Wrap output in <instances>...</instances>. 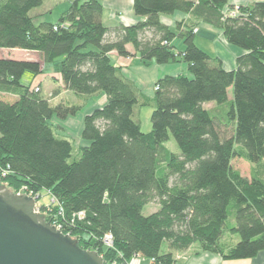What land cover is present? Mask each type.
I'll return each mask as SVG.
<instances>
[{"label":"trees","instance_id":"1","mask_svg":"<svg viewBox=\"0 0 264 264\" xmlns=\"http://www.w3.org/2000/svg\"><path fill=\"white\" fill-rule=\"evenodd\" d=\"M132 1L144 21L105 27L100 0H74L57 22L37 26L31 11L43 0H0V50L38 59L0 58V169L10 172L0 183L13 193L23 186L46 191L63 207V234L105 264L135 256L173 264L174 253L193 245L224 261L251 259L264 250V180L241 176L231 162L238 157L264 169V2L225 13L228 0ZM175 12L193 21L171 31L160 17ZM196 22L220 30L243 52L234 70L195 45ZM111 53L137 55L144 66L183 62L188 73L160 78L148 98L122 76ZM46 64L77 97L74 105L54 104L39 85L22 84L25 73L37 77ZM8 94L17 98L2 96ZM98 94L106 102L84 117L81 139L89 144L73 159L72 143L58 138L50 121L76 116ZM146 106L153 109L149 133L138 118ZM230 126L226 137L220 128ZM170 137L178 154L164 145ZM150 203L158 210L143 216ZM78 213L84 218L67 226ZM107 234L110 248L102 241Z\"/></svg>","mask_w":264,"mask_h":264},{"label":"crops","instance_id":"2","mask_svg":"<svg viewBox=\"0 0 264 264\" xmlns=\"http://www.w3.org/2000/svg\"><path fill=\"white\" fill-rule=\"evenodd\" d=\"M87 1V0H86ZM103 12L101 17V22L105 27H114L119 24L124 26H132L139 21H144V18L136 17L133 13V1L132 0H100ZM197 2L198 0H191ZM254 2H264V0H228L227 5L223 9L226 13L230 7L247 6ZM161 22L167 25L171 31H174L177 23L193 21L190 15L175 12L171 15H162L160 17ZM220 39H223L220 30L213 28L212 26L196 22L195 26V45L206 52L208 55L218 58L222 62V66L226 71H232L235 68V60L243 52L233 46L227 45L225 47L221 44ZM200 45H199V43ZM173 45L177 46L178 52L183 50L182 42L179 39H175L172 42ZM202 45V46H201ZM127 49L131 51L130 47ZM110 58L113 64L118 67L121 71L122 76L131 82L140 92L148 98L153 97V86L160 78L164 76H187V65L183 62H173L166 65H156L150 64L149 66H144L140 63L139 56L135 55L132 58H120L115 53L110 54ZM33 60V61H37ZM45 66V65H44ZM44 69V67H43ZM36 77L32 76L34 80ZM57 91L55 90V96L52 99L54 104L68 103L74 105L77 102V97L69 92L65 91L61 86L59 74L56 73ZM32 80V81H33ZM29 84L32 86H37L41 84L40 81H36ZM27 84V85H29ZM152 86V89L151 88ZM10 100H15L17 96L15 95H4ZM66 96H72L73 100H67ZM106 102V97L103 94H98L87 99L85 106L76 114L74 117H68L64 120H59L55 118L54 122L57 124L58 132L62 131L63 123L70 125L69 120H74L77 116L79 117V129L80 134L83 128V119L86 115L90 114L93 110L102 107ZM141 112V110H140ZM56 130V131H57ZM54 129V134L58 138H64L75 144V150L77 151L80 147L88 146V142L83 141L81 136L79 139L71 141V139L62 136V134L57 135ZM145 133H149V130H145ZM237 241V240H234ZM163 251H166L163 250ZM132 260V261H131ZM132 264H152L150 260H146L140 256L132 257ZM130 263V262H129ZM173 264H264V250L259 252L255 257L246 260H235V261H224L221 257L215 254L202 252L197 245L191 246L184 252L174 253V263Z\"/></svg>","mask_w":264,"mask_h":264},{"label":"water","instance_id":"3","mask_svg":"<svg viewBox=\"0 0 264 264\" xmlns=\"http://www.w3.org/2000/svg\"><path fill=\"white\" fill-rule=\"evenodd\" d=\"M34 205L33 198L0 183V264H105L36 214Z\"/></svg>","mask_w":264,"mask_h":264},{"label":"rangeland","instance_id":"4","mask_svg":"<svg viewBox=\"0 0 264 264\" xmlns=\"http://www.w3.org/2000/svg\"><path fill=\"white\" fill-rule=\"evenodd\" d=\"M74 0H43V4L34 10L31 11V15L33 16L34 24L37 26L41 23H55L59 19L60 15L67 10L69 7L70 3L73 2ZM86 0H79L80 3L85 2ZM237 8V7H235ZM221 44H223L225 47H227V43L225 42L224 39H220ZM199 43V42H198ZM200 45V43H199ZM202 46V45H201ZM177 47V46H176ZM0 58H6L10 60H36L37 56L36 54H33L31 52L23 51V50H5L2 49L0 50ZM56 69L52 64H46L43 69V74L38 75L34 80L32 79V75L29 73H25L22 76L21 82L24 85L29 84L32 80L34 84L36 81H40L41 84H39L41 94L43 96L49 97L51 102L53 101L52 99L55 96V90L57 91V82H56ZM34 87V86H30ZM151 90L155 89L153 86L150 88ZM58 92V91H57ZM155 94V91H153V96ZM4 96V95H2ZM227 96L228 99H232V90L229 89L227 91ZM5 98H8L5 96ZM67 100H73L72 96H66ZM6 100V99H5ZM53 103V102H52ZM212 107V104L206 105V108ZM152 107L151 106H146L141 108V112L139 111L138 113V118L140 121L141 125V131L145 133V130H151V123H150V116L152 113ZM79 117L77 116L74 120H69L71 123L70 125L65 124L62 126L63 129L62 131L58 132V127H56V123L54 122L55 118H53L50 121V125L52 126L53 129H55L56 134H62V136L71 139V141L75 142V139H79L80 134V129H79V123H78ZM220 131H222V134L225 135L226 137L232 135V126L228 128H220ZM76 144V143H75ZM74 144V146H75ZM165 147L170 150L172 153H179L178 147L175 143V141L170 137L169 141L166 142ZM73 146V159L77 154V151L75 150V147ZM231 166L234 170L238 171L241 176L249 179L251 176L255 175L262 180H264V169L261 168V166L258 165H251L247 161L241 159V158H234L231 162ZM1 181V180H0ZM20 190V189H19ZM41 196L39 202L41 204H45L48 202L50 199L49 195L46 193V191H41L39 193ZM158 205L155 203H150L146 205L143 209L142 215L143 216H149L152 213L156 212L158 210ZM166 244L164 243L162 246V250H165ZM132 259V258H131ZM130 259V260H131ZM128 261L127 264H132L131 261ZM130 262V263H129ZM110 264H116L114 261L111 262Z\"/></svg>","mask_w":264,"mask_h":264},{"label":"built area","instance_id":"5","mask_svg":"<svg viewBox=\"0 0 264 264\" xmlns=\"http://www.w3.org/2000/svg\"><path fill=\"white\" fill-rule=\"evenodd\" d=\"M236 11H232L231 14L235 15ZM10 172L7 169H0V180H3L6 178ZM17 194H25L35 200V205H34V212L39 215H43L44 217H47L49 222L61 233L64 230V224L61 222L65 219L64 215V210L63 207L60 205V203L55 200L52 196H50V199L48 200L47 203L41 204L39 202L41 196L33 193L32 191L28 190L26 186H23L20 188L19 191L16 192ZM84 218L83 213H78L72 216V218L68 219V224L67 226L71 225L74 223L75 219L82 220ZM68 236V234H65ZM103 244L107 247L110 248L112 247V236L107 234L105 237L102 239Z\"/></svg>","mask_w":264,"mask_h":264}]
</instances>
